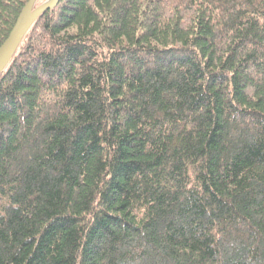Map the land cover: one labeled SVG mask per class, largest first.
<instances>
[{"label":"trees","instance_id":"obj_1","mask_svg":"<svg viewBox=\"0 0 264 264\" xmlns=\"http://www.w3.org/2000/svg\"><path fill=\"white\" fill-rule=\"evenodd\" d=\"M0 264H264V0L38 17L0 71Z\"/></svg>","mask_w":264,"mask_h":264},{"label":"water","instance_id":"obj_2","mask_svg":"<svg viewBox=\"0 0 264 264\" xmlns=\"http://www.w3.org/2000/svg\"><path fill=\"white\" fill-rule=\"evenodd\" d=\"M37 0H28L21 11L16 24L10 31L7 39L0 47V71L10 61L14 55L23 36L32 25V23L47 10L54 9L59 0H47L39 7L34 8Z\"/></svg>","mask_w":264,"mask_h":264},{"label":"bare ground","instance_id":"obj_3","mask_svg":"<svg viewBox=\"0 0 264 264\" xmlns=\"http://www.w3.org/2000/svg\"><path fill=\"white\" fill-rule=\"evenodd\" d=\"M37 2V1H36Z\"/></svg>","mask_w":264,"mask_h":264}]
</instances>
